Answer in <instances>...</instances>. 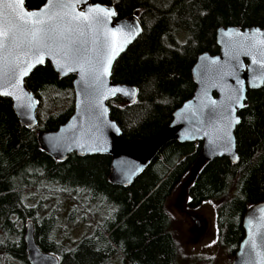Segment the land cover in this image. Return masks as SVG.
<instances>
[{
  "label": "trees",
  "instance_id": "obj_1",
  "mask_svg": "<svg viewBox=\"0 0 264 264\" xmlns=\"http://www.w3.org/2000/svg\"><path fill=\"white\" fill-rule=\"evenodd\" d=\"M45 1L24 0V5L36 10ZM90 2L113 6L116 21L135 15L142 29L111 74L112 83L135 87L137 98L131 104L120 98L107 102L110 118L128 142L159 134L193 96L191 70L201 54H219L218 29L264 28V0ZM72 82L73 76L60 78L48 63L29 75L25 86L38 102L32 128L22 126L11 102L0 98V264H29V221L38 248L56 256L58 264L197 262V257L181 256V226L172 209L177 190L196 170L201 143H168L126 187L110 182V156L71 154L56 161L41 149L38 135L55 132L71 117ZM238 115V163L227 158L204 162L184 201L188 212L211 207L213 244L228 264L244 238L246 212L264 204V84L247 92ZM82 227L85 231L74 238Z\"/></svg>",
  "mask_w": 264,
  "mask_h": 264
},
{
  "label": "water",
  "instance_id": "obj_2",
  "mask_svg": "<svg viewBox=\"0 0 264 264\" xmlns=\"http://www.w3.org/2000/svg\"><path fill=\"white\" fill-rule=\"evenodd\" d=\"M60 2L69 7L59 8L57 0H52L53 6L49 7V0H46L39 9L28 10L23 0L22 9L16 10L18 13L40 12L45 20L53 13H59L42 26L56 29L50 33L53 39L45 42L48 46L30 48L26 43L28 38L17 31L16 40L7 41L0 50V98L11 102L24 127L32 128L37 124L38 102L25 86L29 75L48 63L60 78L73 76L74 109L71 117L55 132L38 135L41 149L50 158L65 161L71 154L110 156V182L119 187L131 185L160 150L171 142L201 143L196 170L204 162L219 158L238 163L234 135L239 124L238 114L245 108L247 92L259 90L264 84V67L261 66L264 62V28L218 29L219 54H201L191 70L196 85L193 96L173 113L171 122L159 134L147 140L128 142L110 118L107 102L120 98L131 104L137 98L135 87L112 83L111 74L117 59L141 34L140 23L135 15L116 21L113 6L92 4L90 0ZM97 8L109 10L114 15L97 13ZM81 12L93 18L90 26L72 20ZM69 24L71 28L65 30ZM22 27L31 29L33 25ZM120 46L123 50H119ZM67 47L80 49V55L65 59L63 50ZM113 48L116 49L114 58ZM40 56H43L42 63L38 62ZM58 62L64 67H58ZM28 64L33 66L22 75ZM105 67L108 69L106 73ZM4 92L9 94L4 95ZM243 229L244 238L232 264H264V204L255 205L246 212ZM25 244L29 264H58L56 256L43 252L36 245L30 221L26 224Z\"/></svg>",
  "mask_w": 264,
  "mask_h": 264
},
{
  "label": "snow or ice",
  "instance_id": "obj_3",
  "mask_svg": "<svg viewBox=\"0 0 264 264\" xmlns=\"http://www.w3.org/2000/svg\"><path fill=\"white\" fill-rule=\"evenodd\" d=\"M23 0H18V2H8V0H0V19H2V23H0V50H2L6 46V42L11 40H16V32L21 31L23 34L28 38L26 43L29 45L30 48H39L41 46H48L45 42L46 40L53 39V36L50 33L56 32L55 28L52 29H45L42 27L50 20L54 19L59 13H53L48 17L47 20L41 18L42 13L40 12H26L20 11L19 13L16 11L17 8L22 9ZM49 7H52V0H49ZM59 8L69 7V5L60 2L57 0V5ZM71 7H74L72 5ZM97 13H103L105 16L114 15L113 12L109 10H105L102 8L95 9ZM72 20L78 21L86 26H90L93 20L88 14L83 12L78 13L77 15L72 17ZM20 21V23H17ZM32 24L33 27L31 29L23 28L22 25ZM10 25V26H9ZM36 25H40L41 27H36ZM71 28V24L68 25V28L65 30H69ZM60 37L63 36V33H59ZM115 35V33H113ZM130 39V38H128ZM127 42V39H126ZM264 43V42H262ZM119 50H123V47L120 46ZM113 57L116 54V49H112ZM63 55L65 59H75L80 55V49H73L71 47H67L63 50ZM38 62H43V56L38 57ZM111 58L109 59L108 63L110 64ZM33 65L28 64V66L22 71V75H26L27 72L31 69ZM262 67H264V62H262ZM58 67H64L63 64L58 62ZM105 73L108 71L107 67L104 69ZM4 95H8V92H4ZM242 98V97H241Z\"/></svg>",
  "mask_w": 264,
  "mask_h": 264
},
{
  "label": "rangeland",
  "instance_id": "obj_4",
  "mask_svg": "<svg viewBox=\"0 0 264 264\" xmlns=\"http://www.w3.org/2000/svg\"><path fill=\"white\" fill-rule=\"evenodd\" d=\"M179 41L183 43L185 37L179 36ZM195 170L187 181L177 190V195L174 198V210L172 213L175 219L180 223V238L183 252L181 256L184 260L188 256L197 257V262L194 264H210L209 259H213L214 264H228L224 253L220 252L214 246V228H213V213L209 205L203 206L196 212H188L185 209V190L195 175ZM67 210L64 209L61 218L65 217ZM198 223V227H197ZM86 228L82 227L79 234H75L74 238L82 234ZM195 260V261H196Z\"/></svg>",
  "mask_w": 264,
  "mask_h": 264
}]
</instances>
